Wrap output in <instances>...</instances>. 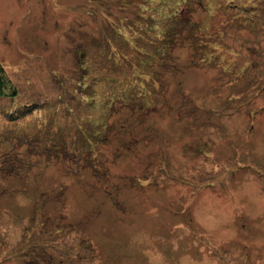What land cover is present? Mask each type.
Segmentation results:
<instances>
[{
  "label": "rangeland",
  "instance_id": "374dc122",
  "mask_svg": "<svg viewBox=\"0 0 264 264\" xmlns=\"http://www.w3.org/2000/svg\"><path fill=\"white\" fill-rule=\"evenodd\" d=\"M0 64V264H264V0H0Z\"/></svg>",
  "mask_w": 264,
  "mask_h": 264
},
{
  "label": "trees",
  "instance_id": "16d2710c",
  "mask_svg": "<svg viewBox=\"0 0 264 264\" xmlns=\"http://www.w3.org/2000/svg\"><path fill=\"white\" fill-rule=\"evenodd\" d=\"M177 18L175 20L177 22H180V24L176 25V24H174L175 21L171 22L172 13L161 16L159 18L160 22L163 24V28H162L161 33L164 35H167L170 38V36L173 37L177 33H181V32H175L176 27L184 28V25L188 26L187 24H190V23L183 22ZM156 55H157V53H156ZM156 55L155 54L152 55L153 59L156 57ZM151 63H152V60H151ZM154 82H155V80H154ZM16 95H17L16 87L11 85L10 80L5 76V72H4V70L0 64V98L1 97L14 98V97H16ZM24 254L26 255V252H24ZM25 260H26V258H25Z\"/></svg>",
  "mask_w": 264,
  "mask_h": 264
}]
</instances>
